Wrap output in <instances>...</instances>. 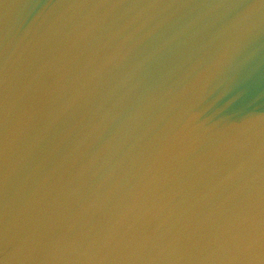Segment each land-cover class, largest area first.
<instances>
[{"label":"water","instance_id":"1","mask_svg":"<svg viewBox=\"0 0 264 264\" xmlns=\"http://www.w3.org/2000/svg\"><path fill=\"white\" fill-rule=\"evenodd\" d=\"M0 264H264V0H0Z\"/></svg>","mask_w":264,"mask_h":264}]
</instances>
